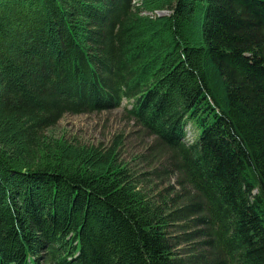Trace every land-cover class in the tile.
Masks as SVG:
<instances>
[{
    "label": "trees",
    "instance_id": "trees-1",
    "mask_svg": "<svg viewBox=\"0 0 264 264\" xmlns=\"http://www.w3.org/2000/svg\"><path fill=\"white\" fill-rule=\"evenodd\" d=\"M124 100L130 159L54 131ZM204 228L264 264V0H0V264H193Z\"/></svg>",
    "mask_w": 264,
    "mask_h": 264
},
{
    "label": "rangeland",
    "instance_id": "rangeland-1",
    "mask_svg": "<svg viewBox=\"0 0 264 264\" xmlns=\"http://www.w3.org/2000/svg\"><path fill=\"white\" fill-rule=\"evenodd\" d=\"M159 15L168 14L167 12H157ZM125 107L130 108V104H127L126 100L123 101L119 108L108 109L99 112L85 113V114H73L65 116L55 128V133L61 136H65L68 139H77L82 143L87 144H105L111 142L115 135H122L123 138V157L130 159L133 155L142 153L146 149V144L150 142V136L146 133H141V129L138 128L133 120H129L125 116ZM200 134V133H199ZM198 134V136H199ZM197 138V128L188 124L186 127V136H184V142L193 143ZM180 173H182L180 171ZM177 176H174L170 184H177ZM188 187V186H186ZM196 202V200H194ZM200 206L196 208V214L200 215ZM199 212V213H198ZM207 225V224H206ZM195 227L190 229L191 231H198L203 224H196ZM203 228V227H202ZM206 230L207 236H202L200 239L195 240L197 243V254L204 253V258L199 259L193 264H218L222 261V256H218L217 252H214L211 247L204 244H200V240L205 241L208 237L212 236L213 232L209 228H204ZM198 233V232H197ZM209 233V235H208ZM181 234V233H178ZM190 242H184L181 244L180 248H185L190 246ZM222 255V254H221Z\"/></svg>",
    "mask_w": 264,
    "mask_h": 264
}]
</instances>
